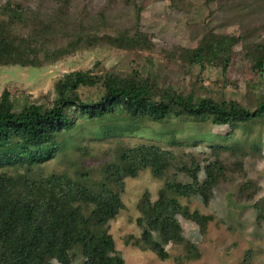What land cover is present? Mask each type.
<instances>
[{
  "label": "rangeland",
  "instance_id": "374dc122",
  "mask_svg": "<svg viewBox=\"0 0 264 264\" xmlns=\"http://www.w3.org/2000/svg\"><path fill=\"white\" fill-rule=\"evenodd\" d=\"M6 6L18 7L24 14V22L12 25L10 32L34 37L38 49L84 40L54 63L36 68L0 65V96L4 90L9 93L15 112L30 104L50 108L56 98L55 83L77 71L148 79L183 96L235 101L248 109L264 99V71L255 68L264 47V0H0V11ZM1 21L6 17L0 14ZM124 33L143 34L148 45L118 49L102 40ZM206 35L237 40L224 72L218 62L201 68L186 56V50L195 49ZM79 93L84 100L98 98L94 89ZM78 126L84 130L57 135L62 150L54 160L35 168L36 175L65 173L95 184L100 168L115 158L118 146H156L174 155L164 178H155L145 169L124 179L123 209L108 224L124 264H264V119L233 129L209 121L196 123L185 114H172L160 124L114 118L81 120ZM217 145L225 147L220 156L226 171L210 200L205 204L196 197L178 199L191 213L212 220L203 230L181 220L194 254L185 245L169 244L167 257L159 258L140 242L139 199L147 192L155 201L165 181L187 183L188 177L179 169L192 160L203 168L213 160L211 148ZM199 177L203 179L202 171ZM74 264H81V258Z\"/></svg>",
  "mask_w": 264,
  "mask_h": 264
},
{
  "label": "trees",
  "instance_id": "16d2710c",
  "mask_svg": "<svg viewBox=\"0 0 264 264\" xmlns=\"http://www.w3.org/2000/svg\"><path fill=\"white\" fill-rule=\"evenodd\" d=\"M0 14L6 17L0 22V65L36 68L44 62L58 61L84 43L79 38L65 47L38 49L34 37H16L10 32L12 25L24 20L18 7L6 6ZM27 40L35 42L36 47ZM102 40L118 49L148 45L140 33ZM236 42L233 37L206 35L195 49L186 50V56L201 68L218 62L224 72ZM255 68L264 71V47ZM81 89L97 90L98 98L82 99ZM54 90L56 98L48 109L30 104L15 112L9 93L4 90L0 96V264H74L77 257L81 264H124L108 233L109 222L124 206L120 197L124 179L134 178L145 169L155 178H164L175 158L170 150L156 146L124 145L116 148L113 160L102 165L100 180L95 184L65 173L36 175L35 168L54 160L62 150L58 134L84 130L78 126L79 121L125 118L160 124L172 114H185L196 123L209 121L212 126L233 129L264 119V99L255 109H248L235 101L183 96L170 86L160 88L148 79L137 81L112 73L71 72L55 83ZM99 136L102 134L96 133ZM211 149L213 160L203 168L192 160L189 166L179 169L188 177L187 183L165 181L155 201L147 192L138 201L140 242L161 259L167 257L165 248L169 244L185 245L194 254L195 248L185 240L181 220L200 230L212 220L191 213L178 202L179 198L196 197L206 204L212 197L226 167L220 156L225 147Z\"/></svg>",
  "mask_w": 264,
  "mask_h": 264
}]
</instances>
